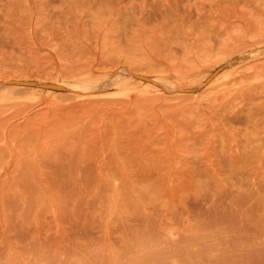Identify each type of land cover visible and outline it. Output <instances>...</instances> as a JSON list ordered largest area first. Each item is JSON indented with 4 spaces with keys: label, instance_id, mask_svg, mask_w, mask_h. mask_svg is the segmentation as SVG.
<instances>
[{
    "label": "rangeland",
    "instance_id": "obj_1",
    "mask_svg": "<svg viewBox=\"0 0 264 264\" xmlns=\"http://www.w3.org/2000/svg\"><path fill=\"white\" fill-rule=\"evenodd\" d=\"M0 264H264V0H0Z\"/></svg>",
    "mask_w": 264,
    "mask_h": 264
}]
</instances>
